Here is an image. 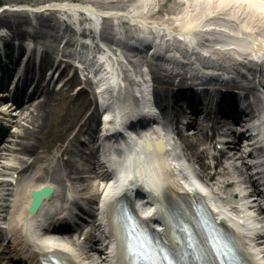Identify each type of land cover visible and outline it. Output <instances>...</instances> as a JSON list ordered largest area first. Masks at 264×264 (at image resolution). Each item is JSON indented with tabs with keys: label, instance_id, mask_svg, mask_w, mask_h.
<instances>
[{
	"label": "bare ground",
	"instance_id": "1",
	"mask_svg": "<svg viewBox=\"0 0 264 264\" xmlns=\"http://www.w3.org/2000/svg\"><path fill=\"white\" fill-rule=\"evenodd\" d=\"M12 1L13 0H10L8 3L13 4ZM101 1L107 0H50L49 3L39 4L36 8L28 4L19 5V7L30 8L31 10L40 8V11L46 8H58V10H62L61 13L64 15L68 14L67 11L72 13L70 17L73 23L77 22V30L79 31L77 35L78 40L73 44L81 51V53H77V60L83 65L84 69H87V66L91 68L93 77L96 79L101 89L102 106L105 104H110L112 107L114 106V108L109 110L106 116L107 119L104 121L105 131L120 126L119 119H124L128 116L124 107L127 103H130L132 100L134 102L135 100L133 96L124 94L119 86L120 82L123 81L120 71L122 64L120 57L125 56L122 54L119 55L116 51V49H122L121 40L138 46V49H140L139 51L149 52L152 59H159L168 66H187L192 71L202 74L201 77L204 79L211 78L209 74L217 73L218 70H221L222 67L220 66H223V68L227 70L237 69L236 71L239 74L253 72L264 76V0H180L181 2L186 1L185 8L178 14L170 13L162 18L154 17V10L157 9L159 0H133V5L127 9L121 8L120 5H116L115 7L110 6V1H108V4L102 6L100 4ZM107 17H112L111 19H114V23L111 21L110 25L113 29L118 31L116 34L119 35V37H117L119 42L111 41V43L114 44L113 46L106 45L104 47L106 41L102 38L100 33L106 28L103 20ZM2 20H4V18L0 16V21ZM124 21H128L132 25L131 29L135 31V33L133 32V36L123 32L124 27L122 24ZM22 33L23 32H20V34ZM96 39L100 41L102 46L100 47V45L97 44L99 45L98 55L100 60L93 62L90 60V52H92V47ZM115 45L118 47L116 48ZM156 54L158 56H156ZM246 56H250L252 59V61L249 59L248 64H245V62L241 63L240 61L239 63L236 62L239 58L245 60ZM84 72L86 71L84 70ZM136 75L137 77H142L140 73L136 72ZM144 75L149 77V71L146 70ZM159 79L160 81H158V84L163 83L165 87L162 86L161 89L158 90V95L170 93L171 82L169 81L171 77L166 78L161 76ZM141 82L144 91L138 86L137 92L141 96L142 105L149 109L150 106L145 99V91L147 87L149 88V84L144 78ZM50 104V97L46 96L37 107L38 116L40 115L44 118L43 112L47 110ZM89 105L90 107H94L93 102H90ZM142 111V108L135 107L132 114L136 116L139 113L141 114ZM96 115L97 113L94 111L89 119H94ZM109 117H114L116 120L109 121ZM88 121L89 120H87L86 123H88ZM6 124H8L7 119L6 121L0 120L1 128H5ZM157 127L159 128L160 126L155 125L147 129H142V135L133 131V137L122 140L125 146L129 148L126 152L121 153L118 149L114 150V148L111 147V151L108 153L109 149L107 146L114 144V142L106 138H101L100 140L103 141L101 144L102 146H99L98 150L95 149L93 154L87 153L90 156H95L98 151L101 150L105 157L112 156L111 163L114 167H117L122 174V180L116 179L111 181V183L105 179H101L102 187L104 190L106 189L105 196L102 197L103 203H105L114 192L118 191L119 188L125 189L129 184L127 174L129 172L128 164L131 157L141 158L140 160L142 162L144 158H151L147 164L151 173H155V166L158 167L157 171H162L163 173L169 171L167 168H161V164H156L158 156L153 152L154 150L152 151V149H155V146L162 152V155L166 157L165 159L169 168L174 169V171H172L174 174L173 181L177 183L182 177L176 172L175 169L178 168L170 160L172 152H165V144L163 141L157 142L156 145L151 143V139L153 140L159 135L154 129ZM44 128L45 124L41 122L37 125V128L30 130L31 132H29V130L24 132V136L29 139V141H21L19 143V150L22 154L32 155L38 151L40 145L36 133L43 131ZM93 138L95 139V135H93ZM165 138L170 140L168 137ZM91 143L94 145L96 144L95 140L91 141ZM142 144H146V146H142ZM184 144L187 150L191 148L187 142ZM131 146H134L135 150L131 149ZM192 147L194 148V145ZM147 150H149V152H147ZM239 151L240 146L236 145L234 153H238ZM61 153L68 154L69 152H66V149L62 147ZM39 159L38 157L37 160L39 161ZM138 164H140V161ZM102 166L103 165L97 161V169ZM179 166L183 165L179 164ZM244 168L245 171L248 172V166L245 161ZM93 172L96 173L95 168H93ZM165 175L166 173L163 175V178L166 179ZM97 176L98 175H95L94 177L96 178ZM156 176L158 177V173H156ZM22 177L23 175L20 176L19 182L22 180ZM76 180L79 184L86 181L82 176H78ZM182 180L190 184L189 180ZM46 183H49L47 179L36 180L27 186L25 190L21 192L18 191L15 198L16 204L14 211L11 217H9L11 223L10 230L15 237V247L18 249L21 256H23L22 258L25 257V260L32 261L31 264H35L36 255H34V259L31 256L34 248L49 250L55 245H59V242L52 240L48 236L37 234L38 228L36 227V224L39 226V223L36 222L38 216L46 220L44 215L40 213L46 207L47 203L53 200L47 199L36 217L29 216L27 212L31 199L30 192L32 189L41 187ZM145 186L148 190L153 191V193H157L156 195H158L159 192H164L162 182L158 183L157 180H154L153 185L148 180L142 183H136L133 188L129 187V190L131 193H136L137 191L143 192ZM177 186L180 188L179 185ZM169 189L175 192V190ZM153 193L151 192L149 195L152 197ZM216 206L222 215L225 214L228 216L226 213V211L229 212L228 206L224 205L223 202H219V205ZM242 207L243 209L240 213L238 211L235 213L233 212L232 215L236 217V219L230 216L228 217L229 221L242 229L245 233H248L250 225H254V220L250 213V207L244 202ZM152 211L153 210H147V208L144 207V212L147 215ZM241 221H244L246 224ZM1 236L2 233L0 232V237ZM4 247L5 245L3 244V249ZM251 247L254 250L259 249V246L256 244ZM72 248V253L75 257L81 260L83 264L89 263L85 260V256L82 255V252H79L76 246H72ZM261 258L264 260L263 257ZM103 263L104 262L97 263L94 261V263L91 264Z\"/></svg>",
	"mask_w": 264,
	"mask_h": 264
},
{
	"label": "rangeland",
	"instance_id": "2",
	"mask_svg": "<svg viewBox=\"0 0 264 264\" xmlns=\"http://www.w3.org/2000/svg\"><path fill=\"white\" fill-rule=\"evenodd\" d=\"M8 1L10 0H0V5L7 3ZM48 1L50 0H13L12 2L28 3L36 6L38 4L47 3ZM108 1H110L111 3L110 6L115 7L116 5H120L121 8L124 9L130 8L131 5H133V0H107L101 1L100 4L104 6L108 4ZM185 6L186 3L184 1L181 2L180 0H159L157 9L154 10V17L162 18L170 13L178 14L185 8ZM0 16L4 18V20L0 21V25L6 23L9 24V27L7 28H9L11 30V33L14 34L16 38L15 41L20 42L25 38V36H31L32 38H35L36 45L35 47H33V57L28 60L25 69L26 73L31 77L40 74V72L42 71V67L46 69L51 65V63H53L54 56L58 51L57 43L59 41L56 42V40H60L65 32H67L66 34L73 36L72 30H70L72 28L68 25L67 21L68 19H70V17L56 10H46L43 13L32 15L25 10L7 9L1 12ZM60 16L62 20H60ZM69 22L71 21L69 20ZM110 23L111 20L107 19L105 22V32H103L102 36H105L106 38L104 37V39L109 40L108 43L112 45V37L110 36L109 31L111 29L115 31V29L111 27ZM122 25L124 27L123 31L126 34H133L131 29L132 25H130V23L124 21ZM20 31H23V34H20ZM133 32L135 33L134 30ZM115 46L118 47L117 45ZM125 46V48L121 49V53L125 55L122 58V68H128V70L133 68L134 70H137L138 66H140L145 60H148V62L151 63L150 68L152 70V77L156 92L157 89H160L162 86L165 87L163 83L158 84V81H160L159 77L161 76L166 78L171 77V80L169 82H171L170 87H173V89L175 88L173 93L178 89V86L186 87L189 82L202 78V74H198L195 71H192L187 66H181V68L179 67L180 69L172 70L170 68H167L165 63H163L159 59H146V52L139 51L140 49L132 46L129 47L130 44H126ZM22 47L23 46H19L18 48L21 49ZM95 47L98 48L97 46ZM9 48L10 45H6L5 51L9 52ZM68 48L67 50H73V47L70 49ZM1 51L3 50L1 49ZM36 51H38V53H36ZM40 56H42V66L38 65L35 71V59L38 60ZM19 62L20 59L17 60V62L15 61V59L12 60L11 55H8L6 58L0 61V63L3 64L5 68H9L12 71H14L15 67L18 68ZM139 63L140 65H138ZM124 70L125 72L127 71L126 69ZM236 70L237 69L227 70L222 67L221 70H218V72L228 77V79L231 77V79L227 80L222 78L221 81L225 80L224 82L226 84L239 86L241 84L254 85V80L257 79L256 77H254V74H239ZM66 72L69 73H67V79L69 80V82H67L63 90L56 91L55 89H45V92L43 93L42 91H40L41 88H35V90H37V93L34 98L31 100V102H23L21 104L19 111L17 110L19 114L12 117L15 121L8 122L9 124H12L10 129L6 134L0 135V232L2 233V236L0 237V244L2 243L0 246V264H24L21 260L16 261L13 258L16 257L19 259L21 256H17L16 254L17 251L14 247L15 239L12 235L13 233L10 230L11 223L9 217H11L12 212L14 211V207L16 204V192L18 191L17 186L11 185V173L15 170L14 168L28 165L26 163L33 157L40 158L39 161L36 160L31 164L32 166L29 168V170L22 173L23 181L19 186V190L23 191L29 184L33 182V176L37 175L39 171L45 173V169H50L53 172L55 171L57 175L67 176V173L71 172V169L72 171L78 170L75 162H72L71 166L69 167L63 164L65 160L61 156V149L62 147L64 148L65 144L69 145V147L71 148L67 157L72 156L73 158H75L76 155V157L80 158V166H82L83 168L92 165L88 159H86L85 157H80L77 154V152H79L80 150L79 148H77V141L76 139H73V136L77 132L78 127L82 123L86 122V120H88L91 114V108L89 107V104L91 101H95V93L92 89H90L91 86L89 83L85 84L88 88L87 90H79V88L76 87V85L80 83V77L78 75H75V77L72 78V75L75 72L74 67L69 65ZM220 78L221 77H217L215 79ZM214 81L216 80H211V82ZM26 87L28 89L30 87V84ZM32 91H34V87H32L30 91L26 90V93L22 95L25 100L27 95ZM173 93H170L171 97L173 96ZM46 96L50 97L51 104L50 106H48L47 110L43 112L44 118H42L40 115L38 116L37 107L39 103L45 99ZM6 102V98L0 97V107L2 103ZM1 115L3 114H1L0 112V116ZM5 117L8 116L5 115ZM41 122L45 124V128L43 131L36 133L40 145L38 151L34 154V156L22 154L19 150V143L21 141H29V139L24 136V132L28 130L29 132H31L30 130L37 128V125ZM98 122L99 121L97 117L91 123L93 125H96L98 124ZM4 137L6 139H4ZM189 140L191 143V148H189L188 151H184L187 154H190V150L193 149L192 146L195 144V137L190 136ZM5 144H7L9 150L3 147ZM85 179L86 181L81 184L89 186L87 187L89 191L87 195H91L92 198H96L97 184H94L91 188L90 182L94 181V183H98V178H95L94 180L93 177H85ZM67 186L69 188L72 187V181H69L68 179L62 180L60 185L61 189L66 190ZM61 195L64 196V191ZM88 200V203H91L90 199ZM3 244L5 245L4 249ZM18 261H20V263H18Z\"/></svg>",
	"mask_w": 264,
	"mask_h": 264
},
{
	"label": "snow or ice",
	"instance_id": "3",
	"mask_svg": "<svg viewBox=\"0 0 264 264\" xmlns=\"http://www.w3.org/2000/svg\"><path fill=\"white\" fill-rule=\"evenodd\" d=\"M138 167V164H137ZM48 193L47 189L43 191H38L35 193L36 202L39 204L43 197ZM129 221L132 220L131 217L127 218ZM133 228H138V225L133 224ZM140 242L143 244V241L147 240L146 236L139 237ZM155 243V241L153 242ZM154 251L158 252V255H149L145 257L147 264H173L169 259L170 256L175 254L174 249H160L159 245L156 244ZM213 251H215L217 257L222 258L225 261V264H233L234 261L240 260V256L237 254V249L231 245L230 238L227 236H218L216 241L213 242ZM163 258V259H161Z\"/></svg>",
	"mask_w": 264,
	"mask_h": 264
},
{
	"label": "water",
	"instance_id": "4",
	"mask_svg": "<svg viewBox=\"0 0 264 264\" xmlns=\"http://www.w3.org/2000/svg\"><path fill=\"white\" fill-rule=\"evenodd\" d=\"M44 189H47V190H48V193L46 194V196L51 194V192H52V189H51V188H49V187H45V188H43V189L40 190V191H43ZM36 192H38V191H35L34 194H35ZM41 202H42V201H41ZM41 202L38 204V203L36 202V198L34 197V201H33V205H32V207H33L34 209L37 208V207L41 204Z\"/></svg>",
	"mask_w": 264,
	"mask_h": 264
}]
</instances>
